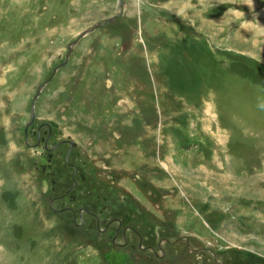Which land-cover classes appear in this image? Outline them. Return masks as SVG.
I'll return each mask as SVG.
<instances>
[{
	"label": "rangeland",
	"instance_id": "1",
	"mask_svg": "<svg viewBox=\"0 0 264 264\" xmlns=\"http://www.w3.org/2000/svg\"><path fill=\"white\" fill-rule=\"evenodd\" d=\"M260 67L264 0H0V264H102L124 187L205 249L141 264H264Z\"/></svg>",
	"mask_w": 264,
	"mask_h": 264
},
{
	"label": "flooded vegetation",
	"instance_id": "2",
	"mask_svg": "<svg viewBox=\"0 0 264 264\" xmlns=\"http://www.w3.org/2000/svg\"><path fill=\"white\" fill-rule=\"evenodd\" d=\"M131 196L132 195L126 190L120 191L119 189H116L115 192H113V198H115L118 205H115V211H112L110 209V204L107 206L106 211H109L110 213L116 215L110 218L111 221L109 222L108 227L103 223L110 219L106 220L102 216V214L98 212V210L93 212L94 219L97 223V226L100 228V232L111 240V249L109 252L107 251V253L108 255L113 254L117 257L123 256L126 260L131 259L132 261H134L135 259L137 260L138 264H141L137 257H135V254L131 251L132 248L134 249L136 246H138L141 252H149L154 256L161 258V238L165 236H161V233L158 231L157 226L156 229L154 227L149 228V231L152 230L151 236L153 240L150 241V243H146L147 241L145 238L147 236H144V234H142V232H144L142 222H144V220L146 221V214L149 215L151 212H147L144 204L141 202L139 203V206H135V201ZM58 204L59 205L55 206L54 211L57 212L56 214H60L61 216L62 205H60V203ZM79 212L86 213L88 212V210L86 208H81ZM66 218L72 219L71 223H76L77 225V217L72 218L71 216H67ZM133 219L134 222L138 220L139 225H141L142 227L141 230L139 229V226H134L133 223H128L133 222ZM148 222H150V220H148ZM102 226L104 227V229H101ZM113 227L115 228V231L110 232ZM80 242L81 241L76 242V247H79Z\"/></svg>",
	"mask_w": 264,
	"mask_h": 264
},
{
	"label": "water",
	"instance_id": "3",
	"mask_svg": "<svg viewBox=\"0 0 264 264\" xmlns=\"http://www.w3.org/2000/svg\"><path fill=\"white\" fill-rule=\"evenodd\" d=\"M43 86H44V85H43ZM41 90H42V87L39 89V92H38V94H37V97H36V99H35V101H34V103H33V105H32V112H33V115H34V107H35V104H36V102H37V100H38V97H39V94H40ZM34 116H35V115H34ZM34 116H33V118H34Z\"/></svg>",
	"mask_w": 264,
	"mask_h": 264
},
{
	"label": "bare ground",
	"instance_id": "4",
	"mask_svg": "<svg viewBox=\"0 0 264 264\" xmlns=\"http://www.w3.org/2000/svg\"><path fill=\"white\" fill-rule=\"evenodd\" d=\"M254 4V3H253ZM255 6V5H254ZM254 6H252V7H254ZM248 25H250V24H248Z\"/></svg>",
	"mask_w": 264,
	"mask_h": 264
}]
</instances>
